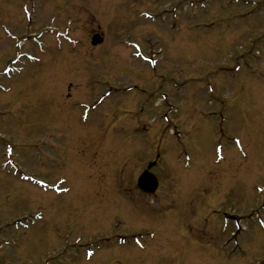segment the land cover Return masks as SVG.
<instances>
[{"label":"rangeland","instance_id":"obj_1","mask_svg":"<svg viewBox=\"0 0 264 264\" xmlns=\"http://www.w3.org/2000/svg\"><path fill=\"white\" fill-rule=\"evenodd\" d=\"M0 264H264V0H0Z\"/></svg>","mask_w":264,"mask_h":264},{"label":"water","instance_id":"obj_2","mask_svg":"<svg viewBox=\"0 0 264 264\" xmlns=\"http://www.w3.org/2000/svg\"><path fill=\"white\" fill-rule=\"evenodd\" d=\"M101 41L102 39L98 35H95L92 38V45H99ZM138 187L143 192L152 193L156 189V180L150 173L144 172L138 180Z\"/></svg>","mask_w":264,"mask_h":264}]
</instances>
